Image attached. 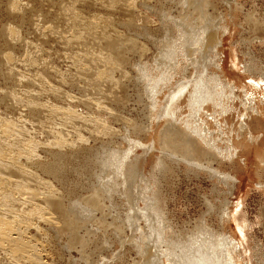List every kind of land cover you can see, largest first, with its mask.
<instances>
[{
	"label": "rangeland",
	"instance_id": "rangeland-1",
	"mask_svg": "<svg viewBox=\"0 0 264 264\" xmlns=\"http://www.w3.org/2000/svg\"><path fill=\"white\" fill-rule=\"evenodd\" d=\"M11 1L12 0L10 1L0 0V5L2 7V8L0 7L2 9L0 10V24H1L0 28L6 22H7L6 23L7 25L11 23V21L12 23L9 25H13L15 27L12 30L13 32L7 31L6 33L5 31L0 38L1 40L0 49L2 47V49L0 50L1 51L0 56L2 58V60L0 58V70H1L0 72H3V74L0 73V77H1L0 78V86H1V89H0V92H1L0 93V111H1L0 121L2 120L1 121L2 123L6 121L7 118L8 120L6 122L14 121L12 122V124L14 123L16 124V121H17L16 126L13 125L17 128L14 127L13 133L10 134L11 136H8L9 133L4 136H1L2 138H0L1 139L0 144H2L3 147H1L0 145V148L16 149L17 145L21 144L20 143L21 141L32 140L38 145V148L35 146V149H38V150H35L34 158L36 157L38 160H41V161L44 159L46 160L49 157L47 156V150L54 149V146H55V144H53L54 137H55V134L53 132L57 130H61V132L64 131L62 132V136L64 135V137L67 140L66 141L67 145H65L66 147L65 146L63 147L62 151L67 152L69 149L79 148L80 145L81 146L83 145L84 147L91 146L90 147L91 152L88 149L81 150L83 152V155L86 151L87 152L89 151V153H91L90 155L91 157H88L87 159L85 158V156L81 154H79V156L76 157L74 156L75 155L74 153H70L69 155H73V156H69L70 157L69 159L66 158V163L61 165L60 177H53L52 175L48 176L46 175V173H43L39 171V169L37 170L36 168H34L36 171L32 169L33 173H35L34 175L32 172L31 174L29 173L30 175L23 174V173L20 174V172L19 173L15 172L13 169L9 167H6L5 169H0V171H3L5 173L4 174L1 172L0 174H4L7 177H12L13 179L22 178V180L25 181V183L28 186L32 184L33 187L31 186V188H35L34 190L37 191V193L35 192V194L34 193L28 194L29 192H26V190L24 191L22 189L18 191L19 194L14 193L15 199L10 200L8 202L6 200V202L8 203L7 205L9 206V208L7 207V211H6L8 215L5 213L2 215L6 216L5 217L6 221H10V219L12 221L14 219L12 218L13 215H15V213L19 214L18 217L19 218L21 217L22 219L17 218L18 223H16L14 230H16V228H20V229H17L19 230V232L21 230H24L25 235L24 234L23 235L25 239L30 237L28 241L30 242L33 241V243L37 245V249L39 250L38 251L36 249V251H33V253H35V255L37 256H36V259L34 258L32 259L31 257L28 256L27 252L25 253V252L19 251L16 253L17 254L16 256L15 254H13V251L9 247H7V245H5L6 247L4 245H3L4 247L0 246V264H3V263L4 264H8V263L9 264H162V263L163 264H184L183 259L185 257H188L190 253L193 254V255L192 254L189 255L192 258L197 257L198 254L205 255V256L207 255L206 257H208L209 260L214 259L212 260V262L209 261V263L211 264L213 263L223 264L224 257L229 260L227 261L230 264H264V163H263L264 162V0H143L144 2L146 1L145 3H143L142 0L140 1L136 0V2L135 0L134 1L128 0L130 3L131 1L132 3L134 2L133 4H136V5H133L132 3L130 4L127 0H125V2L123 0H117V1H120L118 2V4L116 0H111V1L108 0L109 2L107 0L106 2L105 0L103 1L102 0L101 1L100 0L99 1L98 0H85V1L82 0L81 1L82 3H80V1H77V0L75 2L74 0H66V1L61 0L62 3L61 1L58 2V0L56 1L55 0L54 1L52 0H28L29 2L27 0H21L20 4L22 3L23 4L19 6L22 8L21 9L17 8V9L19 10V14L21 16L23 15V18H24L23 20L18 17L17 18H13L11 16L8 17L4 7H5L6 2L10 3ZM83 1L85 3H83ZM113 1H116V2H113ZM66 2L67 4H65ZM89 2L92 7L91 9L92 11L89 9L90 8ZM101 2H103V4ZM41 3H43L44 7L42 6ZM68 3H70V6L68 5ZM100 3H101V6L103 7L100 6ZM122 3L124 7L120 5ZM30 4L32 5L34 4V6ZM58 4L62 5V7L64 5L65 6L62 9V7ZM106 4L107 6H105ZM137 4H139L138 5L139 8L137 7ZM38 5L39 6L41 5L42 11L40 10V7H38ZM79 5L81 6L83 5V7ZM116 5L117 6L119 5V6L116 7ZM132 5L135 7H133ZM120 6H122L121 9H120ZM27 7H28V13L30 11L29 14L27 13ZM70 7L72 9H70ZM126 7H128L127 8L128 10L130 9L128 12H127ZM35 8L37 10H35ZM58 8L59 9L61 8V9L59 10ZM97 9L98 11H95ZM122 9L124 10L121 11ZM20 10L23 12H21ZM32 10L34 11V13L32 12ZM76 10L81 12L80 15H78L79 13ZM131 11L132 13H130ZM49 12H50V15H49ZM107 12H108V15H107ZM63 13L65 15L67 14L68 17L63 15ZM143 13H145L146 15ZM44 14H45V17H44ZM85 14L87 18L85 17ZM102 14L103 15L105 14V16L107 15L106 18L108 19L109 17V19L107 20L105 16H103ZM117 14H120V15L122 14V15L121 16L119 15L118 17ZM56 15L58 17L60 16L62 17L58 18ZM96 15L99 18L96 17ZM27 16L29 19L26 18ZM101 16L103 17L100 18ZM32 17H34L35 19L34 18L32 19ZM144 17H145L146 22L144 21ZM12 18L14 21L11 20ZM42 18H43V21H42ZM97 18L102 19L103 21L105 20L106 22L110 20L111 23L108 22L109 24L108 25L105 22L106 23L105 24L102 20H100L102 21L100 22ZM114 18L118 19L120 22L118 20L117 22L116 19ZM25 19H27L28 21H26ZM89 19L90 20L94 19V22L92 24L96 23L94 24L95 27L94 25L90 24L91 21L93 20L90 21ZM95 19H97L96 22H95ZM127 19L128 21L130 20L129 22L131 23L130 24L126 23L125 25L124 22H128ZM135 19L136 20L139 19V20L136 21ZM1 20H2V23H1ZM50 20H53V22L55 20L56 21L53 23ZM75 21H78V22H75ZM39 22L41 25H39ZM47 22L50 23V25L53 23L52 25H54V27L52 25L50 26ZM19 23H21L23 26L20 25ZM35 23L36 25H38L37 27ZM139 24H141V26ZM143 24H146V26L144 25L143 27ZM84 25L86 28L84 27ZM222 25H225V27H223ZM25 26L28 28H26ZM96 26H99V27H96ZM126 26H128L127 28L129 30L126 28ZM46 27L47 28L49 27L51 29L48 28L49 29L48 30ZM52 27L55 29V31L53 30ZM103 27L104 28L106 27V28L104 29ZM205 27H207V29H205ZM189 29H191V31H189ZM19 30L21 31V33H19L20 32ZM60 30L63 33L60 32ZM80 30L82 33L80 32ZM91 30H93V32ZM106 30H108L107 33H106ZM118 30L122 32L118 34L119 32ZM214 30L215 32L217 30V35L215 39L213 38L214 41L211 42L210 37L212 38ZM22 31H24V33H22ZM89 31H91L90 33H95V35L98 37H96V39H92V37L90 36V33H88ZM47 32L49 34H47ZM70 32H71V35H70ZM14 33L15 35L17 34L16 36L18 37L14 36ZM78 33H81V35L84 34L83 35L84 37L83 36L80 37V38L83 37L84 39L82 38V40H80V38H78ZM85 33H88V34H86L85 36ZM105 33L110 36H106ZM68 34L69 36H67ZM38 35H39V41L43 39L40 42L38 41ZM64 35L67 36L68 38L65 37ZM114 35H117V36H114ZM27 36L29 37L27 38ZM8 37L10 38L8 39ZM107 37L120 38L119 46L122 48V49L121 48L118 49V51L121 52L119 53L120 56L118 54V58L120 60L116 61L115 59V61H113V65H111L109 77L111 76L113 79H111V77L108 78L107 76H105V78H107L108 81L105 78L104 80L98 79L96 75L94 74L96 71L101 70L102 68L107 66V63H104V61L95 63V62H89L88 60H86V62L82 61L81 63H79V61L77 60L80 54L84 55V52H85L84 48L89 49L88 53L95 51L96 53L94 52L93 53L99 55L100 53L98 52H101L100 56L102 55L105 56L106 50L103 49V47H105L104 46L105 40H106L105 38ZM2 38H4L3 40L5 42L2 40ZM26 38L28 40H26ZM89 38L91 40H88ZM99 38L104 41L99 40ZM46 39L48 40L49 45L51 44L50 45L51 47L48 45V43H46L47 42ZM53 39L55 40L53 41ZM13 40H14V45H13ZM30 40L32 43L30 42ZM35 40L38 41V44L37 42H35ZM8 42L10 43V46ZM18 42H20V44ZM24 42L26 43L25 45H24ZM41 42H43V44ZM82 42H85V43H82ZM40 43L42 44V47ZM56 43L57 44L59 43L61 45L57 46ZM140 44H143V45H140ZM8 46H9V49L7 50ZM26 46L28 47V50L26 49ZM98 47L100 48L98 49ZM42 48L44 51L42 50ZM55 48H56V51H55ZM61 48H63L64 50H62ZM35 49H36L37 54L32 51V50L35 51ZM37 49L39 50V52L37 51ZM102 49L105 52L102 51ZM165 49H167V53L169 54L171 52L170 50H174L175 58L177 59V61H179V69H173V68L169 69V73L171 74V81H167V82H171V87L168 88V86H166L167 88H164L161 94H159V97H160L159 105L165 102L166 93L168 91H171L172 87H175L176 84L180 82L189 81L190 79L196 78L198 76L205 77V71H207V75H210L211 72H216L220 75L221 81L222 80L228 81L229 84L236 85V87H233L232 89L233 93H231V95L227 93V97L225 99L227 106L223 112H221L220 114L214 113L213 114L214 118H212L211 115H208L211 112V109H210L211 106L208 109L210 111L202 109L200 112V114L202 115V118L207 120L210 123L209 124L210 127L208 128L205 134L206 135H209V133L213 134V138H214L213 142L215 145L224 148L225 145L228 144V142L226 141V138L232 137L233 142L235 143L236 148H237V155L236 157H233L232 161H229L228 159H226V157H223L224 150H221L220 154H217L216 156L202 154L201 156H197L198 160H191L187 162L186 160L179 159V157L177 156L162 155V150L160 149L158 142H155V148L147 147L148 145L150 146L151 139H152L147 134V132L151 133L152 136H154V138L157 139L158 131L162 129L163 125L166 123L164 120L165 115H159L157 112L158 111L157 109L154 113V116L149 115V110L151 109V107L146 104L147 95L145 93L146 91L144 90L143 86H144L145 80H147L148 78L152 80L155 78H159L160 76L164 75V73H166V72L162 73L163 67H161V63H167V61H165V59H161V55H159L161 51H165ZM25 50L28 54L25 52ZM57 50L61 54V56H59L60 54L57 52ZM12 51L13 53L11 54L10 52ZM65 53L67 56L65 55ZM6 54L10 58L5 57ZM16 54L18 58H16L15 56ZM20 54L22 57H20ZM24 54L27 55L29 59L26 56H24ZM42 54H44V56ZM56 54H57V57H56ZM3 55L4 57H2ZM29 55H31V57ZM23 56L26 59H24ZM58 56L60 58H58ZM76 56H77V59H76ZM12 57H14V59H17L18 62L17 60L16 61L13 60ZM120 57H122L123 59ZM179 57H183V59H185V62L181 63L183 59H179ZM21 58L23 59L22 61H21ZM49 58H52V59H49ZM6 59H9V60L7 61ZM10 59L12 60L10 62V65L11 63H13V65L11 66L9 65ZM54 59L57 61H54ZM123 60H124V63H123ZM23 61L25 62L23 63ZM74 61L76 64L72 63ZM118 61H121V62H118ZM30 62L32 64H29ZM37 62H38L37 65L39 66L36 65ZM44 62H46L47 64L45 65ZM57 62L59 63V65L56 64ZM1 63L3 64V66ZM41 63L43 65H41ZM137 63L144 64L146 71L147 69H149V67H153V65H155V67H153V69L149 71L148 77L144 76L141 78L140 76H142L141 75L142 72L136 71L138 70L137 68H140L137 65ZM6 65L7 66L9 65V66L7 67ZM14 65H16L17 67ZM31 65H33V67ZM34 65H36L37 67ZM122 65H124V67ZM80 66L82 69H80ZM88 66L90 67L89 70L86 69L88 68ZM38 67H41V68H38ZM53 67L55 68L53 69ZM69 67H70V70H69ZM9 69L11 71H9ZM24 69L27 71H25ZM65 70H68V71H65ZM19 71L25 74H22ZM125 71L126 73H124ZM135 72H139V73L137 74ZM12 73H14V75ZM56 73L59 75H56ZM30 74L34 75L33 77L35 78H31L32 75ZM45 74L47 76L48 75L50 76L51 74L50 76L51 80L47 79L49 77L45 76ZM73 74L75 75L79 74V76L76 78H80V80L82 79L84 81L82 82L79 80L80 83H78L79 82L78 81L76 82L77 84L75 83L73 85L71 81H67V78L68 77L71 78ZM2 75H4V77H2ZM26 75L28 77H25ZM135 75H137L139 79L135 78L136 77ZM7 76H8V79H6ZM56 76L58 77L55 78ZM29 77L31 80L29 79ZM61 77L62 78L65 77V78L61 79ZM118 77L119 79H117ZM37 78H39L38 79L39 82L35 80ZM70 78H68V80ZM91 78H92V81L89 80ZM22 79L25 81L27 80L26 83L25 81L20 82V80ZM136 79L138 80L136 81ZM251 79L257 81L258 84L254 85L253 83H251L250 82L252 81ZM3 80L5 84L3 83ZM53 81L55 82L53 83ZM59 81H60V84H59ZM66 81H67L68 86L66 85ZM99 81L100 82L103 81V82L100 83ZM142 81L144 83H142ZM34 82H35V86H37L35 89L33 88L35 87ZM56 82L58 84H55ZM94 82L96 83L95 84L96 86L94 84H90ZM119 82L122 84L125 83V87L123 90H122V87L119 86V84L117 85L115 84ZM7 83L8 84L10 83V84L8 85ZM19 83L21 84V86L19 85ZM22 83H24V85ZM3 84L5 85L6 88L8 87L7 88L8 92L6 91V88L4 87ZM13 84L14 86L15 85H18V86L13 87L12 86ZM25 84L26 85L31 84V85L25 86ZM32 84H33V87H32ZM78 84L79 86H77ZM110 84L112 86H110ZM249 84H251V86H249ZM82 85L84 86V88L82 87ZM243 85L248 87L247 89H250L251 93L254 91L253 95L255 96L253 97V99H251V101H249L248 103L246 102V104H243V98H246V97L250 98L252 95L247 94V93L246 95H244V93L242 92V88H241V86ZM2 86L4 87V89ZM10 86H11V89H9ZM30 86L32 87V91H31ZM255 86H259V88ZM39 87H42V88H39ZM52 87L53 88L58 87V88L54 90ZM70 87L72 89H68ZM43 88L44 90H42ZM47 88L48 89L51 88V89L48 90ZM106 88L108 91L106 90ZM74 89L75 90L77 89L78 92L75 91ZM50 90L54 94L51 93ZM89 90H90V94H89ZM98 90L100 91V93ZM109 90H114L115 93L119 92L118 94L121 97H120L119 102H117L118 105L117 103H114L113 105V102H115V100L112 101L110 99V96H108ZM82 91L83 93L81 94ZM2 92L4 95H2ZM15 92L17 94L7 95L8 93H15ZM19 92L21 93L18 94ZM35 93H38L39 95ZM87 93L88 95L86 96ZM25 94L27 96H25ZM31 94L34 98L32 99V101H34L33 103L36 104V105H33V108H35L36 110H33L31 107H29L27 103H25V101L23 103V100H24L23 98L25 97L30 98ZM33 94L35 95V97ZM71 94H73V96ZM91 94L93 96H91ZM47 95L48 96L51 95L50 96L51 99H49L50 97H48ZM145 95L146 97H144ZM3 96L6 100L3 99ZM12 96L13 98L9 100L10 97ZM16 96L17 97L22 96L23 98L18 97L19 98L18 99ZM96 96L97 98H95ZM37 97H39V100ZM74 97L75 99H73ZM107 97H108L107 102L109 103H107L105 100L107 99ZM40 98H42L43 100ZM52 98H54V100ZM56 98L61 99L62 102L61 100L58 99L59 101L58 103V101H56L57 100ZM45 99L47 102L45 101ZM2 100H4V102ZM7 100L9 102H7ZM14 101H17V102H14ZM54 101H56V103ZM36 102H38V105ZM48 102L49 103L52 102L51 104H53V107ZM3 103H7V104L5 105ZM73 103L75 105H73ZM183 103H186V100H184ZM183 103L181 105H183ZM24 104L27 105V107L24 106ZM13 105L16 106V108ZM44 105L47 107L42 108V106ZM55 105L58 106L59 108H57ZM87 105L89 106V109H86L88 108ZM96 106H97V109H96ZM6 107L8 109H5ZM40 107L44 109V111ZM61 107L62 108L64 107V108L62 109ZM83 107L85 110L83 109ZM101 107H103L104 109L103 108L101 109ZM17 108H19V110ZM25 108H27L26 111H25ZM50 108L53 110L48 112V109L50 110ZM56 108L57 110L54 112ZM215 108L219 109L218 106ZM66 109L73 110L74 115L78 113L79 116L77 115L75 117L74 115L72 116V115L67 114L65 112ZM90 109L91 111H87ZM114 109H116L119 113ZM61 110L63 112H61ZM102 110H103V113L102 112L99 113V111H102ZM183 110L184 111L181 116L182 118H184L187 115L188 109L187 107H184ZM8 111L10 112L9 116L7 115L9 113ZM104 112L106 113L104 114ZM50 113L54 115H51ZM65 113L67 115H65ZM107 113L109 115H107ZM21 114H23V117ZM112 115H115V117L113 116L114 118H112L111 117ZM57 116H59L60 119L62 117V120L58 121L59 117ZM116 116H117L118 122H117ZM37 117H38V120L36 119ZM64 117H65V120H64ZM122 117L123 119H121ZM19 118L20 119L22 118L21 121ZM31 118L33 120L29 121L31 120ZM43 118H45L46 120H44ZM76 118L77 119L80 118V120L78 119V121H76L77 120ZM67 119L70 120L68 121V124L69 122H72L71 123L72 126H70L71 124L69 125L67 124L66 122ZM72 120L77 122V124L73 122ZM98 120L99 122H97ZM244 120L247 121L248 127L254 136L252 141L249 139L247 133H244V135L240 134V126H242V123ZM37 121H38V124H37ZM136 121H144L146 123V126H145L146 128L144 129V131L142 130L137 133L133 132L132 130L133 123ZM90 122L92 123V125ZM115 122H117L118 126L117 124H114ZM122 122L124 125H122ZM62 123L63 124L66 123V124L62 126ZM19 124L20 126L18 127L17 125ZM28 124L30 125L32 124V125L30 126ZM103 124H104V127H103ZM128 124L130 128H128L129 127L127 126ZM200 126L206 127L205 124H200ZM38 127H39V130H38ZM46 127L47 129H45ZM53 127H55V129ZM62 127L63 129H61ZM109 127L113 128V130L109 129ZM18 128L21 129L19 130L20 132L23 130L22 131L23 133L21 132L22 134L19 131H18L19 133L15 132L18 130ZM23 128H25L26 130H24ZM35 128L37 131L35 130ZM49 128L50 129L52 128L54 131L50 130ZM97 130H99V132H97ZM51 131H53L52 132L53 134L51 133ZM65 132L66 134H64ZM88 132H90L91 134ZM94 132L96 133L95 135H94ZM155 132L157 133L155 134ZM25 133L27 134L29 133V135ZM73 133L74 135H72ZM76 133L78 134L79 137L77 136ZM237 133L239 134L237 135ZM70 134L72 135V137ZM12 135L15 136L14 139L15 138L16 139L9 141V138L10 139L13 138ZM82 135L85 139L82 138ZM102 135H104V137H102ZM5 136L6 137L8 136V137L6 138ZM19 136H21L22 138ZM67 137H69L68 139L71 138L70 139L71 141L68 140ZM110 137H113V138L110 139ZM76 138H78V141L80 140L81 142L80 141L75 142ZM83 139L84 141L82 142ZM136 139H139L144 144L143 145L136 144L135 148L133 147L134 148L133 151H130L131 154L130 153L128 154L127 160L121 159L123 156L121 154L118 155L116 153V155H114L113 157L114 161H112L113 163L115 162L114 164H117L118 160L121 159L123 160V162L126 161L125 163L127 165L126 164L124 165H126V167L128 168V166L132 165L135 162L132 166H130L125 171L123 177L119 175L118 173L116 174L117 175L116 176L115 170H114L115 166L113 165L112 162L108 160L109 150L111 149L114 152L117 151L119 153H123L124 149L125 148L127 149L133 141L134 143H136L135 142ZM145 141H147L148 143H146ZM42 142L43 143L45 142L44 144L46 145L44 146ZM102 142L104 144H102ZM68 144L70 145V147L68 146ZM73 145H75V147H73ZM100 146L102 147L101 148L102 151L101 149H99ZM56 147L57 146H55V149H57ZM114 148H116V150H114ZM39 149L41 151L42 150L44 151L41 152L39 151ZM104 150H107V151L104 152ZM96 152L98 153L96 154ZM146 152H147V155H146ZM105 154H108V155L106 156ZM103 156H105L104 157L105 159L103 158ZM211 156L213 159L210 158ZM160 157L162 159L164 158L171 165L172 168L169 167L170 169L167 168L166 170L162 169L161 171H159V166L157 165V162H159L158 158ZM24 159L26 158L20 157V160L22 162H26V160ZM219 159L222 160L221 163H218ZM217 164H218L217 169H219L220 171L230 172L231 175H233L235 179L228 178L225 176L224 173L215 171L214 166H216ZM10 170L14 172L12 171L10 172ZM12 173L13 174L15 173L14 175L16 176V178L13 177ZM46 176L47 178H45ZM154 178H155V181H154ZM36 180L39 182H37ZM148 180H150V183L148 182ZM229 182H231L232 185H230ZM152 183H155V184H152ZM50 185L52 186L53 191H52V188L49 187ZM149 185H151V187ZM5 187L7 189L8 188L11 189V192H14L16 188V187L11 188L12 185L9 186L8 184ZM55 188H57V190ZM42 191H45V192H42ZM23 192L26 194L23 195L24 194ZM48 194H51L50 196L52 197L53 195L54 196L61 195V197H63L64 205L68 209L71 210L70 215L72 216L77 215L75 225L73 226L65 225V227L63 228V231L59 232L57 228H58V225L61 224L60 221H58L57 219H54V221L51 223L48 221V219L47 220L44 219L46 216H48L47 212H50L51 216L55 215V213H53L54 211H52L53 209H51L48 203L44 202L43 200V197L49 196ZM19 196L23 198V201L22 199L20 200ZM29 202L30 203L32 202V203L30 204ZM13 203L16 205H14ZM19 203L23 204V207ZM42 203L44 204L42 205ZM35 204L36 205L38 204V206H40L39 209L36 208V210H34L36 212L35 213L36 215L35 214L31 215L30 219L28 218L25 222V219L22 217V210L26 209V207L27 209H31V208L34 209L36 207L34 206ZM150 204H152L153 206ZM146 205L148 207L151 206L149 208L150 210H148V207L146 208ZM1 206H0V209L3 210ZM21 207H22V210H20ZM151 208L154 210L152 211ZM8 209H10L11 211ZM39 210L42 211L44 214L46 213L45 216L44 214L43 215L40 214V216H44V217L38 218L39 213H41ZM37 211H38V215H37ZM34 215L37 216V218ZM34 217L35 219H33ZM39 219L41 220V222ZM48 223L50 226H48ZM56 223L58 224L57 227H56ZM64 223H67V222H64ZM25 224L26 225L28 224L29 226H26ZM33 224H35V226ZM34 228L36 229V231ZM38 228L40 229V231L38 230ZM14 230L12 232V235H15ZM32 230H33V233H32ZM51 231L53 232L52 234H51ZM56 231L58 232L56 233ZM42 232L44 234H42ZM27 235L28 237H26ZM37 238L38 240H34ZM38 241H41L42 244H40V242L39 244H37ZM41 250L43 253L41 252ZM43 250L46 251L47 253H45ZM6 253H7V256H6ZM26 255L28 256V258ZM230 255L233 256L234 261L232 259H229ZM40 256H41V259H40ZM7 257L8 258L10 257L9 258L10 260ZM16 257H18L19 263L16 261L17 260ZM42 257H44L45 260ZM24 260L25 262H22ZM36 260H38L39 263L35 262ZM31 261L34 263H31ZM45 261L46 263H44Z\"/></svg>",
	"mask_w": 264,
	"mask_h": 264
},
{
	"label": "bare ground",
	"instance_id": "bare-ground-1",
	"mask_svg": "<svg viewBox=\"0 0 264 264\" xmlns=\"http://www.w3.org/2000/svg\"><path fill=\"white\" fill-rule=\"evenodd\" d=\"M5 1V0H4ZM10 1V0H9ZM28 1V0H27ZM52 1H54V0H52ZM56 1V0H55ZM61 0H58V2H60ZM66 1V0H65ZM76 0H74V2H75ZM77 1H80V3H82L81 1L82 0H77ZM85 1V0H84ZM83 1V3H85ZM99 1V0H98ZM101 1V0H100ZM103 1V0H102ZM108 1V0H107ZM111 1V0H110ZM117 1V0H116ZM116 1H113V2H116ZM124 2H125V0H123ZM128 1V0H127ZM132 1H134V0H132ZM132 1H131V3H132ZM140 1V0H139ZM23 2V1H22ZM29 2V1H28ZM37 2V1H36ZM50 2V1H49ZM71 2V1H70ZM74 2H72V3H74ZM92 2H94V1H92ZM96 2V1H95ZM105 2H106V0H105ZM109 2V1H108ZM107 2V3H108ZM113 2H112V4H113ZM118 2H120V1H117V4H118ZM123 2V3H124ZM129 2V1H128ZM135 2H136V0H135ZM138 2V1H137ZM142 2L143 3H145L143 0H142ZM3 3V2H2ZM21 3V0H12L10 3L9 2H6L5 3V7H4V9H5V11H6V13H7V15H8V17H13V18H20V19H24L23 18V15L21 16L20 14H19V10L17 9V8H19V9H21L22 7H20L22 4H20ZM32 3V2H31ZM55 3V2H54ZM57 3V2H56ZM61 3H62V1H61ZM71 3V4H72ZM79 3V2H78ZM87 3H88V1H87ZM98 3V2H97ZM102 4H103V2H101ZM101 3H100V6H101ZM111 3V2H110ZM123 3L122 4H120V5H122L123 6ZM130 3V2H129ZM130 3V4H131ZM134 3V2H133ZM132 3V4H133ZM142 3V4H143ZM28 4V3H27ZM42 4V6H43V3H41ZM51 4H53V3H51ZM64 4V3H63ZM65 4H67V2L65 3ZM125 4V3H124ZM20 5V6H19ZM30 5H32V4H30ZM50 5V4H49ZM48 5V6H49ZM55 5V4H54ZM58 5H60V4H58ZM68 5L70 6V3H68ZM84 5V4H83ZM83 5L81 6V5H79V6H81V7H83ZM88 5V4H87ZM89 5H90V2H89ZM88 5V6H89ZM95 5V4H94ZM127 5V4H126ZM133 5H136V4H133ZM132 5V6H133ZM139 4H137V7L139 8V6H138ZM144 5V4H143ZM23 6H25V5H23ZM32 6H34V4L32 5ZM51 6V5H50ZM56 6V5H55ZM61 7H62V5H60ZM65 6V5H64ZM64 6L62 7V9L64 8ZM69 6H67V7H69ZM78 6V5H77ZM93 6V5H92ZM99 6V5H98ZM105 6H107V4L105 5ZM114 6V5H113ZM119 6V5H118ZM117 5H116V7H118ZM122 6H120V9L122 8ZM131 6V5H130ZM130 6H129V8H130ZM141 6V5H140ZM0 7H1V5H0ZM28 7H29V5H28ZM28 7H27V13H28ZM38 7H40V10L42 11V9H41V5L39 6L38 5ZM44 7V6H43ZM54 7V6H53ZM57 7V6H56ZM55 7V8H56ZM85 7V6H84ZM94 7V6H93ZM101 7H103V6H101ZM110 7V6H109ZM108 7V8H109ZM115 7V8H116ZM124 7V6H123ZM133 7H135V6H133ZM2 8V7H1ZM0 8V10H2ZM32 8V7H31ZM52 8V7H51ZM86 8V7H85ZM89 8V7H88ZM105 8H107V7H105ZM104 8V9H105ZM113 8V7H112ZM111 8V9H112ZM128 7H126V9H127ZM3 9V10H4ZM23 9H24V7H23ZM59 9V8H58ZM61 9V8H60ZM59 9V10H60ZM66 9V8H65ZM64 9V10H65ZM70 9H72L71 7H70ZM76 9V8H75ZM74 9V10H75ZM90 10L92 9V7H91V5H90V8H89ZM25 10H26V8H25ZM24 10V11H25ZM31 10V9H30ZM35 10H37L36 8H35ZM46 10V9H45ZM53 10V9H52ZM55 10V9H54ZM63 10V11H64ZM67 10V9H66ZM80 10H82V9H80ZM86 10V9H85ZM88 10V9H87ZM103 10V9H102ZM117 10V9H116ZM124 9H122L121 11H123ZM130 10V9H129ZM128 9H127V12L129 11ZM138 10V9H137ZM4 11V12H5ZM21 11V10H20ZM44 11V10H43ZM47 11V10H46ZM72 11V10H71ZM77 11V10H76ZM83 11H84V9H83ZM92 11V10H91ZM95 11H98V9L97 10H95ZM110 11V10H109ZM115 11V10H114ZM113 11V12H114ZM126 11V10H125ZM133 11V10H132ZM132 11L130 12V13H132ZM21 12H23V11H21ZM32 12L34 13V11L32 10ZM31 12V13H32ZM48 12V11H47ZM62 12V11H61ZM74 12V11H73ZM79 14L78 15H80V11H77ZM88 12V11H87ZM119 12V11H118ZM117 12V13H118ZM137 12V11H136ZM29 13H30V11H29ZM28 13V14H29ZM42 13V12H41ZM57 13V12H56ZM55 13V14H56ZM59 13V12H58ZM76 13V12H75ZM83 13V12H82ZM92 13V12H91ZM90 13V14H91ZM94 13V12H93ZM102 13V12H101ZM115 13V12H114ZM134 13V12H133ZM25 14V13H24ZM48 14V13H47ZM46 14V15H47ZM54 14V13H53ZM84 14V13H83ZM87 14V13H86ZM86 14H85V17H86ZM97 14V13H96ZM112 14V13H111ZM140 14H141V12H140ZM143 14H145V13H143ZM6 15V16H7ZM43 15V14H42ZM49 15H50V12H49ZM58 15V14H57ZM56 15V16H57ZM62 15V14H61ZM63 15H65L64 13H63ZM62 15V16H63ZM70 15V14H69ZM77 15V14H76ZM89 15V14H88ZM87 15V16H88ZM92 15V14H91ZM98 15V14H97ZM96 15V17H98ZM101 15V14H100ZM103 15V14H102ZM107 15H108V12H107ZM106 15V16H107ZM118 15V17H119V15L120 14H117ZM122 15V14H121ZM120 15V16H121ZM131 15V14H130ZM139 15V14H138ZM146 15V14H145ZM62 16H60V17H62ZM65 16H67L68 17V15L66 14ZM103 16H105V14L103 15ZM103 16H101L100 18H102ZM106 16H105V18H106ZM110 16V15H109ZM132 16V15H131ZM136 16H137V14H136ZM43 17V16H42ZM44 17H45V14H44ZM55 17V16H54ZM58 17V16H57ZM60 17H58V18H60ZM66 17V18H67ZM73 17V16H72ZM76 17H78V16H76ZM83 17V16H82ZM84 17V18H85ZM90 17V16H89ZM93 17H95V16H93ZM114 17V16H113ZM117 17V16H116ZM127 17V16H126ZM139 17V16H138ZM147 17V16H146ZM13 18L11 19V20H13ZM26 18H28V16L26 17ZM30 18H31V16H30ZM34 17H32V19H33ZM47 18V17H46ZM51 18V17H50ZM53 18V17H52ZM56 18V17H55ZM54 18V19H55ZM70 18V17H69ZM68 18V19H69ZM79 18H81V17H79ZM87 18V17H86ZM99 18V17H98ZM97 18V19H98ZM105 18H103V19H105ZM111 18V17H110ZM129 18V17H128ZM133 18V17H132ZM141 18V17H140ZM139 18V19H140ZM19 19V20H20ZM29 19V18H28ZM35 19V18H34ZM45 19V18H44ZM62 19V18H61ZM60 19V20H61ZM72 19H74V18H72ZM97 19H95V22H96V20ZM107 19V18H106ZM108 19H109V17H108ZM107 19V20H108ZM114 19H116V18H114ZM120 19V18H119ZM139 19H137V20H139ZM4 20V19H3ZM8 20V19H7ZM7 20H5V21H7ZM26 21H28L27 19H25ZM36 20H38V19H36ZM39 20H40V18H39ZM71 20V19H70ZM76 20V19H75ZM90 20V19H89ZM91 20H93V21H91ZM90 21H91V23L90 24H92L93 22H94V19H91ZM99 21L100 20H102V19H98ZM118 19H116V21H117ZM124 20V19H123ZM134 20V19H133ZM136 20V19H135ZM136 20V21H137ZM4 21V22H5ZM14 21V20H13ZM33 21V20H32ZM35 21V20H34ZM42 21H43V18H42ZM48 21V20H47ZM50 21H52L53 22V20H50ZM56 21V20H55ZM54 21V22H55ZM58 21H59V19H58ZM62 21V20H61ZM67 21V20H66ZM98 21V22H99ZM103 21V20H102ZM102 21H100V22H102ZM119 21V20H118ZM117 21V22H118ZM127 21H128V19H127ZM130 21V20H129ZM124 22L125 23V25H126V23L128 24H130L131 22ZM132 21V20H131ZM141 21H143V20H141ZM144 21L146 22V20H145V17H144ZM9 22V21H8ZM19 22V21H18ZM36 22H38V21H36ZM46 22V21H45ZM49 22V21H48ZM47 22V23H48ZM53 22V23H54ZM63 22V21H62ZM72 22V21H71ZM75 22H78V21H75ZM74 22V23H75ZM82 22V21H81ZM88 22V21H87ZM99 22V23H100ZM104 23L106 22L105 20L103 21ZM108 22H110V20L109 21H107L106 23L108 24ZM120 22V21H119ZM133 22V21H132ZM1 23H2V20H1ZM7 23V22H6ZM6 23L3 25V26H1V28H0V38H1V36L3 35V33L6 31V33H7V31H11V32H13L12 30L15 28L13 25H9V24H11L12 23V21H11V23H9V24H7L6 25ZM43 23V22H42ZM52 23V24H53ZM70 23V22H69ZM104 23H102V24H104ZM105 23V24H106ZM111 23V22H110ZM20 25H22L21 23H19ZM46 24V23H45ZM49 25H50V23H48ZM51 24V25H52ZM58 24H59V22H58ZM61 24V23H60ZM67 24V23H66ZM77 24V23H76ZM79 24V23H78ZM82 24V23H81ZM84 24V23H83ZM89 24V23H88ZM89 24V25H90ZM94 24H96V23H94ZM94 24H92V25H94ZM116 24V23H115ZM114 24V25H115ZM122 24V23H121ZM120 24V25H121ZM135 24V23H134ZM1 25V24H0ZM19 25V26H20ZM35 25H36V23H35ZM39 25H41L40 24V22H39ZM47 25V24H46ZM50 25V26H51ZM63 25V24H62ZM68 25V24H67ZM109 25V24H108ZM119 25V26H120ZM125 25H124V27H125ZM137 25V24H136ZM140 26H141V24H139ZM144 25L146 26V24H143V27H144ZM23 26V25H22ZM21 26V27H22ZM38 25H36V27H37ZM53 27H54V25H52ZM91 26V25H90ZM100 26V25H99ZM99 26H96V27H99ZM105 26V25H104ZM117 26V25H116ZM129 26V25H128ZM128 26H126V28L128 27ZM223 27H225V25H222ZM18 27V26H17ZM26 27V26H25ZM25 27H23V28H25ZM52 27V28H53ZM78 27H80V26H78ZM81 27H83V26H81ZM84 27H85V25H84ZM94 27H95V25H94ZM112 27V26H111ZM123 27V26H122ZM135 27V26H134ZM139 27V26H138ZM142 27V28H143ZM20 28V27H19ZM26 28H28V27H26ZM47 28V27H46ZM49 28V27H48ZM47 28V29H48ZM55 28H56V26H55ZM86 28V27H85ZM91 28H93V27H91ZM104 28V27H103ZM106 28V27H105ZM104 28V29H105ZM136 28V27H135ZM140 28V27H139ZM31 29H32V27H31ZM44 29V28H43ZM49 29H51V28H49ZM48 29V30H49ZM88 29V28H87ZM99 29V28H98ZM101 29V28H100ZM108 29V28H107ZM128 29V28H127ZM205 29H207V27H205ZM27 30V29H26ZM45 30V29H44ZM53 30L55 31V29L53 28ZM71 30V29H70ZM79 30V29H78ZM129 30V29H128ZM133 30V29H132ZM16 31V30H15ZM20 31V30H19ZM35 31V30H34ZM33 31V32H34ZM51 31V30H50ZM58 31V30H57ZM84 31V30H83ZM86 31V30H85ZM92 32H93V30H91ZM91 31H89L88 33H90ZM98 31V30H97ZM102 31V30H101ZM107 31L108 30H106V33H107ZM119 31V30H118ZM189 31H191V29H189ZM17 32V31H16ZM15 32V33H16ZM27 32V31H26ZM36 32V31H35ZM60 32H62L61 30H60ZM67 32V31H66ZM80 32H81V30H80ZM96 32V31H95ZM99 32V31H98ZM111 32V31H110ZM117 32V31H116ZM120 32H122V31H119L118 32V34H120ZM15 33H14V36H16L15 35ZM19 33H21V31L19 32ZM22 33H24V31H22ZM28 33H29V31H28ZM28 33H27V35H28ZM52 33H53V31H52ZM63 33V32H62ZM82 33V32H81ZM81 33H78V38H80L81 36H83V35H81ZM84 33V32H83ZM88 33H85V36H86V34H88ZM101 33V32H100ZM105 33V34H106ZM114 33V32H113ZM12 34V33H11ZM46 34V33H45ZM47 34H49L48 32H47ZM54 34H55V32H54ZM57 34V33H56ZM76 34V33H75ZM98 34V33H97ZM103 34V33H102ZM111 34V33H110ZM116 34V33H115ZM9 35H10V33H9ZM13 35V34H12ZM19 35V34H18ZM31 35H33V34H31ZM59 35V34H58ZM63 35V34H62ZM70 35H71V32H70ZM216 35H217V30H216V32H215V30H214V32H213V35H212V38L210 37V41L211 42H213L214 41V39H215V37H216ZM55 36V35H54ZM65 36V35H64ZM67 36H69V34L67 35ZM67 36H65V37H67ZM90 36L92 37V39H96V37H98V36H96L95 35V33H90ZM106 36H110V35H107L106 34ZM112 36H113V34H112ZM114 36H117V35H114ZM121 36H123V35H121ZM12 37V36H11ZM16 37H18V36H16ZM24 37V36H23ZM26 37V36H25ZM29 36H27V38H28ZM61 37V36H60ZM84 37V36H83ZM82 37V38H83ZM88 37V36H87ZM90 37V38H91ZM99 37H100V35H99ZM105 37V36H104ZM119 37V36H118ZM10 37H8V39H9ZM14 38V37H13ZM12 38V39H13ZM26 38V40H28ZM31 38V37H30ZM33 38V37H32ZM41 38V37H40ZM59 38V37H58ZM68 38V37H67ZM72 38V37H71ZM82 38H80V40H82ZM86 38V37H85ZM88 39V40H91V39ZM214 38V39H213ZM4 38H2V40H3ZM34 39H35V37H34ZM61 39V38H60ZM65 39V38H64ZM84 39V38H83ZM101 39H102V37H101ZM100 38H99V40H101ZM106 40H105V47H103V49H105L106 50V53H105V56H100L101 55V52H98V53H100L99 55H97V54H94V53H96L95 51H93V52H90V53H88L89 52V49H86V48H84V50H85V52H84V55H82V54H80L79 55V57H78V59H77V56H76V59L79 61V63H81L82 61H85L86 62V60H88L89 62H95V63H97V62H103L104 61V63H107V66H105L104 68H102L101 70H98V71H96L94 74L96 75V77L98 78V79H103L104 80V78H105V76H107L108 78H110L109 77V75H110V70H111V65H113V61H115V59H116V61L117 60H120L119 58H118V54L119 53H121L120 51H118V49L119 48H121L120 46H119V39L120 38H112V37H107V38H105ZM43 40V39H42ZM42 40H40V41H42ZM47 40V39H46ZM50 40V39H49ZM55 39H53V41H54ZM86 40V39H85ZM1 41V40H0ZM4 41V40H3ZM33 41V40H32ZM38 41H39V35H38ZM38 41H36L35 40V42H37V44H38ZM39 41V42H40ZM51 41V40H50ZM72 41V40H71ZM101 41H104V40H101ZM130 41V40H129ZM5 42V41H4ZM9 42H11V41H9ZM8 42V44H9V46H10V43ZM20 42H22V41H20ZM20 42H18L19 44H20ZM29 42V41H28ZM30 42H31V40H30ZM61 42V41H60ZM69 42V41H68ZM98 42V41H97ZM100 42V41H99ZM32 43V42H31ZM42 44H43V42H41ZM40 43V44H41ZM44 43H45V41H44ZM46 43H48V40H47V42ZM52 43V42H51ZM82 43H85V42H82ZM86 43H87V41H86ZM5 44V43H4ZM7 44V43H6ZM7 44V45H8ZM19 44H17V45H19ZM22 44V43H21ZM26 43L24 42V45H25ZM28 44V43H27ZM36 44V43H35ZM42 44H41V47H42ZM53 44V43H52ZM77 44H78V42H77ZM100 44V43H99ZM120 44H121V42H120ZM3 45V44H2ZM11 45H12V43H11ZM13 45H14V40H13ZM33 45V44H32ZM46 45V44H45ZM44 45V46H45ZM48 45H49V43H48ZM51 45V44H50ZM49 45V46H50ZM56 45L57 46H59V45H61V44H57L56 43ZM66 45V44H65ZM81 45V44H80ZM140 45H143V44H140ZM5 46V45H4ZM9 46H8V48H7V50L9 49ZM19 46H21V45H19ZM29 46H30V44H29ZM38 46V45H37ZM57 46H56V48H57ZM68 46V45H67ZM87 46V45H86ZM89 46H90V44H89ZM93 46V45H92ZM101 46V45H100ZM16 47V46H15ZM32 47V46H31ZM51 47V46H50ZM55 47V46H54ZM53 47V48H54ZM82 47V46H81ZM94 47V46H93ZM20 48H22V47H20ZM20 48H19V50H20ZM44 48V47H43ZM43 48H42V50H43ZM47 48H48V46H47ZM56 48H55V51H56ZM67 48H69V47H67ZM73 48V47H72ZM100 47H98V49H99ZM1 49H2V47H1ZM0 49V50H1ZM16 49V48H15ZM14 49V50H15ZM23 49H24V47H23ZM22 49V50H23ZM26 49L28 50V47L26 46ZM29 49H31V48H29ZM38 49H40V48H38ZM37 49V51L39 52V50ZM62 50H64L63 48H61ZM60 49V50H61ZM71 49V48H70ZM79 49V48H78ZM102 49V51H104ZM122 49V48H121ZM124 49V48H123ZM141 49H143V48H141ZM4 50H6V49H4ZM49 50V49H48ZM51 50V49H50ZM66 50V49H65ZM68 50V49H67ZM80 50V49H79ZM93 50V49H92ZM11 51V50H10ZM33 52H35L36 53V49H35V51L34 50H32ZM44 51V50H43ZM55 51H54V53H55ZM73 51H75V50H73ZM171 52H170V54L169 53H167V49H165V51H161V53L159 54V55H161V59H165V61H167V63H161V67H163V71H162V73L163 72H166V73H164V75H162V76H160L159 78H155V79H147V80H145V83L142 81V83H144V90L146 91L145 93H146V95H147V102H146V104L147 105H149L150 107H151V109L149 110V115L150 116H154V113H155V111H156V109L158 110L157 112H158V114L159 115H165V123L166 124H164L163 125V128L162 129H160L159 131H158V133L157 132H155V134L157 133V139L156 138H154V136H152V134L151 133H149V132H147V134L152 138H150L151 139V144H150V146L148 145L147 147H151V148H155V142H158V145L160 146V149L162 150V155H173V156H177V157H179V159H182V160H186L187 162L188 161H191V160H198L197 158V156H201L202 154H205V155H212V156H216L217 154H220V152H221V150H224V154H223V157H226V159H228L229 161H232L233 160V157H236V155H237V148H236V145H235V143L233 142V139H232V137H227L226 138V141L228 142V144L227 145H225V147L224 148H222V147H220V146H217V145H215L214 144V142H213V140H214V138H213V134H211V133H209V135H206L205 133H206V131L208 130V128L210 127L209 126V122L207 121V120H205V119H203L202 118V115L200 114V112H201V110L202 109H205V110H207V111H210V110H208L209 109V107L211 106V112L208 114V115H211L212 116V118H214V116H213V114L214 113H217V114H220L221 112H223L224 110H225V108H226V106H227V103H226V97H227V93H229V95H231V93H233V87H236V85H233V84H229L228 83V81H221V79H220V75L218 74V73H216V72H211L210 73V75H207V71H205V77L204 76H198V77H196V78H193V79H190L189 81H185V82H180V83H178V84H176V86L175 87H172V90L171 91H168L167 93H166V95H165V102H163L162 104H160L159 105V94H161V92L163 91V89L164 88H167L166 86H168V88H170L171 87V82H167V81H171V74L169 73V69H171V68H173V69H179V61H177V59L175 58V52H174V50H170ZM1 52V51H0ZM18 52V51H17ZM16 52V53H17ZM23 52V51H22ZM25 52H26V50H25ZM47 52V51H46ZM57 52H58V50H57ZM56 52V53H57ZM67 52V51H66ZM78 52V51H77ZM105 52V51H104ZM3 53V52H2ZM7 53V52H6ZM11 54L13 53V51L12 52H10ZM27 53V52H26ZM48 53V52H47ZM50 53V52H49ZM59 53V52H58ZM64 53V52H63ZM123 53H125V52H123ZM8 54V53H7ZM5 55V57H7V58H10L8 55ZM28 54V53H27ZM30 54V53H29ZM37 54V53H36ZM45 54V53H44ZM44 54H42L43 56H44ZM53 54V53H52ZM60 54V53H59ZM1 55V54H0ZM22 55H23V53H22ZM33 55V54H32ZM54 55V54H53ZM65 55H66V53H65ZM72 55V54H71ZM76 55V54H75ZM12 56V55H11ZM14 56V55H13ZM16 56V58H18L17 57V54L15 55ZM14 56V57H15ZM24 56H26L27 57V55H25L24 54ZM23 56V57H24ZM30 57H31V55H29ZM34 56H35V54H34ZM46 56V55H45ZM59 56H61V54L59 55ZM58 56V58H60ZM67 56V55H66ZM119 56H120V54H119ZM2 57H4V55L2 56ZM14 57H12L13 58V60H17V59H14ZM20 57H22L21 56V54H20ZM56 57H57V54H56ZM55 57V58H56ZM0 58H1V56H0ZM11 58V59H12ZM28 58V57H27ZM34 58V57H33ZM32 58V59H33ZM46 58V57H45ZM62 58V57H61ZM69 58H71V57H69ZM72 58H74V57H72ZM120 58H122V57H120ZM124 58H125V56H124ZM4 59V58H3ZM10 59V61H9V65H10V62L12 61ZM24 59H26L25 57H24ZM29 59V58H28ZM36 59V58H35ZM49 59H52V58H49ZM64 59H66V58H64ZM75 59V60H76ZM123 59V58H122ZM122 59H121V61H122ZM179 59H183V57H179ZM1 60H2V58H1ZM7 61L9 60V59H6ZM23 59L21 58V61H22ZM46 60V59H45ZM62 60V59H61ZM38 61V60H37ZM47 61H49V60H47ZM54 61H57V60H55L54 59ZM64 61V60H63ZM63 61H61V62H63ZM70 61V60H69ZM121 61H118V62H121ZM3 62V61H2ZM6 62V61H5ZM14 62V61H13ZM17 62H18V60H17ZM25 61H23V63H24ZM27 62V61H26ZM42 62H43V60H42ZM60 62V61H59ZM66 62H67V60H66ZM185 62V59H183V61H181V63H184ZM7 63V62H6ZM22 63V62H21ZM45 63V65L47 64L46 62H44ZM73 64H76L75 63V61L74 62H72ZM116 63V62H115ZM123 63H124V60H123ZM2 64V63H1ZM17 64V63H16ZM29 64H32L31 62L29 63ZM38 64V62L36 63V65ZM53 64V63H52ZM51 64V65H52ZM55 64V63H54ZM56 64H58L59 65V63L57 62ZM61 64H63V63H61ZM86 64V63H85ZM88 64V63H87ZM93 64V63H92ZM99 64H101V63H99ZM122 64V63H121ZM120 64V65H121ZM8 65V66H9ZM11 65H13V63H11ZM10 65V66H11ZM20 65V64H19ZM25 65V64H24ZM27 65H28V63H27ZM36 65H34V66H36ZM41 65H43L42 63H41ZM49 65V64H48ZM81 65V64H80ZM91 65V64H90ZM115 65V64H114ZM137 65L140 67V68H137L138 70H136V71H140V72H142V76H140V75H138V76H140L141 78L142 77H148V75H149V71H151V69H153V67H155V65H153V67H149V69H147V71H146V68H145V65L144 64H138L137 63ZM137 65H135V66H137ZM2 66H3V64H2ZM7 66V65H6ZM7 66V67H8ZM14 66H16V65H14ZM22 66V65H21ZM30 66V65H29ZM32 67H33V65H31ZM37 66H39V65H37ZM36 66V67H37ZM75 66V65H74ZM79 66V65H78ZM82 66H84V65H82ZM103 66V65H102ZM123 67H124V65H122ZM17 67V66H16ZM28 67V66H27ZM46 67V66H45ZM65 67V66H64ZM86 67V66H85ZM92 67V66H91ZM96 67V66H95ZM99 67V66H98ZM113 67V66H112ZM14 68V67H13ZM23 68H24V66H23ZM26 68V67H25ZM38 68H41V67H38ZM55 67H53V69H54ZM89 66H88V68H86V69H88L89 70ZM101 68V67H100ZM120 68V67H119ZM167 68V69H166ZM29 69H31V68H29ZM28 69V70H29ZM49 69V68H48ZM78 69H79V67H78ZM80 69H82L81 68V66H80ZM125 69V68H124ZM128 69V68H127ZM15 70V69H14ZM18 70H20V69H18ZM25 70V69H24ZM24 70H23V72H24ZM36 70H38V69H36ZM39 70H41V69H39ZM69 70H70V67H69ZM73 70V69H72ZM91 70V69H90ZM1 71V70H0ZM8 71V70H7ZM9 71H11L10 69H9ZM25 71H27V70H25ZM32 71V70H31ZM53 71V70H52ZM51 71V72H52ZM58 71V70H57ZM65 71H68V70H65ZM74 71V70H73ZM82 71V70H81ZM134 71V70H133ZM14 72H16V71H14ZM18 72V71H17ZM20 72V71H19ZM42 72V71H41ZM44 72H45V70H44ZM56 72V71H55ZM59 72V71H58ZM57 72V73H58ZM69 72H71V71H69ZM92 72V71H91ZM115 72V71H114ZM123 72V71H122ZM1 74H3V72H0ZM20 73H22V72H20ZM27 73V72H26ZM48 73V72H47ZM56 73V75H59V74H57ZM61 73V72H60ZM63 73V72H62ZM65 73V72H64ZM124 73H126V71L124 72ZM135 73H139V72H135ZM13 75H14V73H12ZM16 74V73H15ZM22 74H25V73H22ZM29 74V73H28ZM34 74V73H33ZM38 74H40V73H38ZM72 74V73H71ZM112 74H113V72H112ZM116 74V73H115ZM123 74V73H122ZM128 74V73H127ZM133 74V73H132ZM5 75V74H4ZM4 75H2V77H4ZM18 75V74H17ZM30 75H32V74H30ZM42 75H43V73H42ZM61 75V74H60ZM81 75V74H80ZM83 75V74H82ZM91 75V74H90ZM89 75V76H90ZM134 75V74H133ZM34 75H32V77L31 78H35V77H33ZM38 76V75H37ZM39 76H41V75H39ZM45 76H47L46 74H45ZM44 76V77H45ZM50 76H51V74H50ZM50 76L48 75L47 77H49V78H47V79H49V80H51L50 79ZM69 76V75H68ZM79 76V74L78 75H75V74H73V76L70 78V77H68V78H70L69 80H68V78H67V81H71L72 82V84L74 85L76 82H78L79 80H80V78H76V77H78ZM86 76V75H85ZM88 76V77H89ZM92 76V75H91ZM90 76V77H91ZM117 76V75H116ZM128 76V75H127ZM136 76V77H135ZM134 77L135 78H138L137 77V75H135ZM13 77V76H12ZM25 77H28L27 75L25 76ZM58 76H56L55 78H57ZM94 77V76H93ZM124 77H126V76H124ZM123 77V78H124ZM1 78V77H0ZM16 78V77H15ZM23 78V77H22ZM41 78V77H40ZM46 78V77H45ZM65 77H61V79H64ZM128 78V77H127ZM132 78V77H131ZM140 78V79H141ZM5 79V78H4ZM6 79H8V76L6 77ZM12 79H14V78H12ZM11 79V80H12ZM17 79H18V77H17ZM20 79H21V77H20ZM24 79H26V78H24ZM29 79H30V77H29ZM38 79L39 78H37V79H35V80H37L38 81ZM54 79V78H53ZM59 79V78H58ZM87 79V78H86ZM96 79V78H95ZM94 79V80H95ZM105 79H107V78H105ZM111 79H113L112 77H111ZM117 79H119V77L117 78ZM116 79V80H117ZM139 79V78H138ZM138 79H136V81L138 80ZM31 80V79H30ZM42 80V79H41ZM66 80V79H65ZM89 80H91L92 81V78L91 79H89ZM252 81H250L251 83H253L254 85L255 84H258L257 83V81H255V80H253V79H251ZM16 81V80H15ZM21 81H25V80H20V82ZM27 81V80H26ZM26 81H25V83H26ZM33 81V80H32ZM31 81V82H32ZM63 81V80H62ZM67 81H66V85H67ZM80 81H84V80H80ZM80 81L78 82V83H80ZM96 81V80H95ZM107 81H108V79H107ZM118 81V80H117ZM124 81V80H123ZM126 81V80H125ZM133 81V80H132ZM8 82V81H7ZM13 82H14V80H13ZM18 82H19V80H18ZM30 82V81H29ZM39 82V81H38ZM43 82V81H42ZM45 82V81H44ZM47 82V81H46ZM52 82V81H51ZM55 81H53V83H54ZM87 82V81H86ZM100 82V81H99ZM103 82V81H102ZM102 82H100V83H102ZM135 82V81H134ZM139 82V81H138ZM2 83V82H1ZM3 83H4V80H3ZM16 83V82H15ZM28 83V82H27ZM37 83V82H36ZM62 83V82H61ZM64 83H65V81H64ZM70 83V82H69ZM126 83H128V82H126ZM140 83V82H139ZM141 83V84H142ZM5 84V83H4ZM3 84V85H4ZM8 84V83H7ZM10 84V83H9ZM8 84V85H9ZM23 85H24V83H22ZM47 84V83H46ZM49 84V83H48ZM55 84H58L57 82L55 83ZM59 84H60V81H59ZM77 84V83H76ZM83 84V83H82ZM84 84H85V82H84ZM83 84V85H84ZM90 84H96L95 82L94 83H90ZM98 84V83H97ZM106 84V83H105ZM116 85L117 84H119V86H121L122 87V90L124 89V87H125V83H115ZM19 85L21 86V84L19 83ZM28 85H31V84H25V86H28ZM44 85V84H43ZM42 85V86H43ZM71 85V84H70ZM81 85V84H80ZM82 85V87L84 88V86ZM89 85V84H88ZM107 85V84H106ZM105 85V86H106ZM13 87H17L18 85H15L14 86V84L12 85ZM34 86H35V82H34ZM38 86H39V84H38ZM41 86V85H40ZM49 86V85H48ZM52 86V85H51ZM60 86V85H59ZM63 86V85H62ZM68 86V85H67ZM77 86H79V84L77 85ZM90 86H92V85H90ZM96 86V85H95ZM110 86H112L111 84H110ZM118 86V87H119ZM249 86H251V84H249ZM3 87V86H2ZM4 87H5V85H4ZM4 87H3V89H4ZM23 87V86H22ZM31 87V86H30ZM29 87V88H30ZM32 87H33V84H32ZM32 87H31V91H32ZM37 86H35V87H33L34 89L36 88ZM47 87V86H46ZM81 87V88H82ZM103 87V86H102ZM142 87V88H143ZM219 87V88H218ZM254 87V86H253ZM255 87H257V88H259V86H255ZM6 88V87H5ZM8 88V87H7ZM6 88V91L8 92V89ZM28 88V89H29ZM39 88H42V87H39ZM53 88V87H52ZM58 87H55V88H53L54 90H56ZM74 88V87H73ZM82 88V89H83ZM108 88V87H107ZM107 88H106V90H107ZM110 88V87H109ZM241 88H242V92L244 93V95H246V93L247 94H250V95H252L250 98H243V104H246V102L248 103L249 101H251V99H253V97H255L254 95H253V93H254V91L251 93V90L250 89H247L248 87H246L245 85H243V86H241ZM0 89H1V86H0ZM2 89V90H3ZM9 89H11V86H10V88ZM16 89V88H15ZM21 89V88H20ZM26 89V88H25ZM27 89V90H28ZM48 89V88H47ZM49 89H51V88H49ZM48 89V90H49ZM60 89V88H59ZM68 89H72L71 87L70 88H68ZM86 89V88H85ZM105 89V88H104ZM227 89V90H226ZM17 90H18V88H17ZM39 90V89H38ZM42 90H44V88L42 89ZM61 90V89H60ZM75 90V89H74ZM84 90V89H83ZM96 90V89H95ZM100 90V89H99ZM98 90V91H99ZM121 90V91H122ZM15 91V90H14ZM22 91H23V89H22ZM25 91V90H24ZM30 91V90H29ZM73 91V90H72ZM75 91H77V89L75 90ZM88 91V90H87ZM87 91H85V92H87ZM92 91V90H91ZM94 91V90H93ZM108 91V90H107ZM227 91V92H226ZM247 91H249V92H247ZM26 92H28V91H26ZM34 92H36V91H34ZM48 92V91H47ZM50 92H51V90H50ZM55 92V91H54ZM60 92V91H59ZM64 92V91H63ZM62 92V93H63ZM68 92V91H67ZM71 92V91H70ZM78 92V91H77ZM1 93V92H0ZM21 92H19L18 94H20ZM31 93V92H30ZM33 93V92H32ZM39 93V92H38ZM38 93H35V94H37V95H39ZM51 93H53V92H51ZM65 93V92H64ZM83 93V91L81 92V94ZM99 93H100V91H99ZM119 93V92H118ZM118 93H115V91L114 90H109V95L108 96H110V99L112 100V101H114L115 100V102H113V105H114V103H117V102H119V100H120V95L118 94ZM122 93V92H121ZM15 95V94H17L16 92L15 93H8L7 95ZM47 94V93H46ZM48 94H50V93H48ZM54 94V93H53ZM59 94V93H58ZM58 94H57V96H58ZM75 94V93H74ZM89 94H90V90H89ZM92 94H93V92H92ZM91 94V96H93ZM95 94V93H94ZM118 94V95H117ZM2 95H4L3 94V92H2ZM34 95V94H33ZM36 95V96H37ZM45 95V94H44ZM52 95V94H51ZM50 95V96H51ZM69 95V94H68ZM72 96H73V94H71ZM88 95V93L86 94V96ZM101 95V94H100ZM146 95L144 96V97H146ZM25 96H27L26 94H25ZM48 96V95H47ZM46 96V97H47ZM50 96H48V97H50ZM72 96H70V97H72ZM90 96V95H89ZM99 96V95H98ZM102 96V95H101ZM105 96V95H104ZM7 97V96H6ZM17 97V96H16ZM18 97H20V96H18ZM17 97V98H18ZM22 97V96H21ZM20 97V98H21ZM23 97H24V95H23ZM22 97V98H23ZM34 97H35V95H34ZM40 97H41V95H40ZM46 97H44V98H46ZM63 97V96H62ZM62 97H60V98H62ZM80 97H82V96H80ZM80 97H79V99H80ZM143 97V98H144ZM11 98H13V96L12 97H10V99L9 100H11ZM16 98V99H17ZM26 98V99H25ZM25 98H23L24 100H23V103H24V101H25V103H27V105L29 106V107H31L33 110H36L35 108H33V105H36L35 103H33L34 101H32V99H34L33 98V96H32V94L30 95V98H28V97H25ZM38 98V100H39V97H37ZM64 98V97H63ZM89 98V97H88ZM92 98V97H91ZM95 98H97V96L95 97ZM106 98V97H105ZM104 98V99H105ZM3 99H5L4 98V96H3ZM19 99V98H18ZM17 99V100H18ZM36 99V98H35ZM40 99H42V98H40ZM49 99H51V97L49 98ZM53 100H54V98H52ZM57 99V98H56ZM59 99V98H58ZM58 99L56 100V101H58ZM73 99H75V97L73 98ZM77 99V98H76ZM94 99V98H93ZM100 99V98H99ZM242 99V98H241ZM6 100V99H5ZM13 100H15V99H13ZM43 100V99H42ZM52 100V101H53ZM59 100H61V99H59ZM87 100V99H86ZM95 100V99H94ZM93 100V101H94ZM106 100V102H107V100H108V97H107V99H105ZM184 100H186V103H183L184 102ZM3 102H4V100H2ZM20 101V100H19ZM45 101H46V99H45ZM49 101V100H48ZM56 101H54L55 103H56ZM65 101V100H64ZM63 101V102H64ZM69 101V100H68ZM68 101H67V103H68ZM74 101H76V100H74ZM92 101V100H91ZM90 101V102H91ZM145 101V100H144ZM7 102H9L8 100H7ZM14 102H17V101H14ZM40 102V101H39ZM47 102V101H46ZM50 102V101H49ZM48 102V103H49ZM61 102H62V100H61ZM71 102V101H70ZM69 102V103H70ZM85 102V101H84ZM96 102V101H95ZM102 102V101H101ZM37 103V105H38V102H36ZM42 103V102H41ZM47 103V104H48ZM52 103V102H51ZM51 103H49V104H51ZM58 103H59V101H58ZM57 103V104H58ZM72 103V102H71ZM76 103V102H75ZM87 103V102H86ZM98 103V102H97ZM107 103H109V102H107ZM183 103V105H181ZM3 104H7V103H3ZM2 104V105H3ZM8 104H10V103H8ZM19 104V103H18ZM44 104V103H43ZM43 104H41V105H43ZM48 104V105H49ZM78 104V103H77ZM93 104V103H92ZM103 104H104V102H103ZM106 104V103H105ZM12 105V104H11ZM11 105H10V107H11ZM20 105V104H19ZM27 105H25L24 104V106H26L27 107ZM46 105V104H45ZM42 106V108L43 107H47V106ZM52 105V107H53V104H51ZM64 105V104H63ZM67 105V104H66ZM73 105H75L74 103H73ZM82 105H84V104H82ZM94 105V104H93ZM96 105V104H95ZM100 105V104H99ZM108 105V104H107ZM110 105H112V104H110ZM109 105V106H110ZM117 105H118V103H117ZM120 105V104H119ZM14 106V105H13ZM21 106V105H20ZM19 106V107H20ZM40 106V105H39ZM56 106V105H55ZM55 106H54V108H55ZM77 106V105H76ZM88 106V105H87ZM97 106H98V104H97ZM97 106H96V109H97ZM108 106V107H109ZM146 106V105H145ZM219 107V109H216L215 107ZM2 107V106H1ZM4 107V106H3ZM9 107V106H8ZM15 108H16V106H14ZM13 107V108H14ZM18 107V106H17ZM28 107V108H29ZM35 107V106H34ZM38 107V106H37ZM57 108H59L58 106H56ZM80 107H81V105H80ZM91 107V106H90ZM92 107H94V106H92ZM114 107V106H113ZM118 107V106H117ZM159 107V108H158ZM184 107H187V109H188V111H187V115L184 117V118H182L181 116H182V114H183V108ZM12 108V109H13ZM39 108V107H38ZM41 108V107H40ZM41 108V109H42ZM57 108L54 110V112L57 110ZM62 108V107H61ZM64 108V107H63ZM62 108V109H63ZM70 108V107H69ZM79 108V107H78ZM100 108V107H99ZM98 108V109H99ZM103 107H101V109H102ZM106 108V107H105ZM119 108V107H118ZM118 108H116V109H118ZM5 109H8L7 107L5 108ZM4 109V110H5ZM11 109V110H12ZM18 110H19V108H17ZM26 109L27 108H25V111H26ZM31 109V110H32ZM75 109V108H74ZM83 109H84V107H83ZM86 109H89V106H88V108H86ZM104 109V108H103ZM113 109V108H112ZM116 109H114V110H116ZM162 109V110H161ZM3 110V109H2ZM23 110V109H22ZM30 110V111H31ZM43 111H44V109H42ZM51 110H53V109H51L50 108V110L48 109V112L49 111H51ZM77 110V109H76ZM85 110V109H84ZM107 110V109H106ZM111 110V109H110ZM21 111V110H20ZM42 111V112H43ZM87 111H91V109L90 110H87ZM117 111V110H116ZM116 111H114V112H116ZM1 112V111H0ZM9 112V111H8ZM11 112H13V111H11ZM33 112V111H32ZM41 112V111H40ZM47 112V111H46ZM47 112V113H48ZM61 112H63L62 110H61ZM65 112L67 113V114H69V115H74V111L73 110H70V109H66L65 110ZM96 112H97V110H96ZM100 112H102L103 113V110L102 111H99V113ZM109 112V111H108ZM118 112V111H117ZM19 113H21V112H19ZM23 113V112H22ZM60 113V112H59ZM58 113V114H59ZM65 113V115H67ZM106 112H104V114H105ZM119 113V112H118ZM4 114V113H3ZM6 114V113H5ZM9 114H10V112L7 114L8 116H9ZM14 114H15V112H14ZM36 114V113H35ZM51 114V113H50ZM49 114V115H50ZM61 114V113H60ZM76 114V113H75ZM95 114V113H94ZM97 114V113H96ZM116 114V113H115ZM13 115V114H12ZM22 115V117H23V114H21ZM20 115V116H21ZM27 115H28V113H27ZM41 115V114H40ZM51 115H54V114H51ZM50 115V116H51ZM62 115V114H61ZM69 115H68V117H69ZM78 115V113L76 114V115H74L75 117ZM87 115H88V113H87ZM98 115V114H97ZM100 115V114H99ZM107 115H109L108 113H107ZM117 115V114H116ZM195 115H196V117H195ZM39 116V115H38ZM50 116H48V117H50ZM60 116V115H59ZM59 116H57V117H59ZM63 116V115H62ZM79 116V115H78ZM90 116V115H89ZM93 116V115H92ZM105 116V115H104ZM115 117V115H112L111 117L112 118H114ZM118 116V115H117ZM117 116H116V119H117ZM41 117V116H40ZM42 117H43V115H42ZM80 117H81V115H80ZM84 117V116H83ZM82 117V118H83ZM86 117V116H85ZM172 117V118H171ZM1 118H2V116H1ZM10 118V117H9ZM14 118H15V116H14ZM56 118V117H55ZM74 118V117H73ZM89 118V117H88ZM95 118V117H94ZM108 118V117H107ZM106 118V119H107ZM20 119V118H19ZM22 119V118H21ZM21 119H20V121H21ZM37 120H38V117L36 118ZM42 119V118H41ZM44 120H46L45 118H43ZM58 119V118H57ZM69 119V118H68ZM66 120V122H67V124H68V121H70V120ZM77 119V118H76ZM79 120H80V118H78ZM78 119L76 120V121H78ZM121 119H123V117L121 118ZM8 120V118L6 119V121ZM33 119L31 118V120H29V121H32ZM52 120H54V119H52ZM60 120H62V117H61V119H60V117H59V119H58V121H60ZM64 120H65V117H64ZM94 120V119H93ZM97 120V119H96ZM95 120V121H96ZM100 120V119H99ZM99 120L97 121V122H99ZM108 120V119H107ZM109 120H111V119H109ZM113 120V119H112ZM115 120V119H114ZM2 121V120H1ZM1 121H0V138H2L1 136H4V135H6V134H8L9 133V135L8 136H11L10 134L11 133H13V130H14V127L16 126V124H17V121H16V124L14 123V124H12V122H14V121H11V122H6V121H4V122H2L1 123ZM51 121V120H50ZM73 122H75L74 120H72ZM91 121V120H90ZM105 121V120H104ZM119 121H121V120H119ZM123 121V120H122ZM125 121V120H124ZM128 121V120H127ZM55 122V121H54ZM63 122V121H62ZM80 122H82V121H80ZM85 122V121H84ZM117 122H118V119H117ZM117 122H115L114 124H117ZM51 123V122H50ZM49 123V124H50ZM52 123H53V121H52ZM60 123V122H59ZM59 123H57V124H59ZM72 122H69V124H71ZM76 124H77V122H75ZM91 123V122H90ZM89 123V124H90ZM106 123V122H105ZM109 123V122H108ZM119 123H121V122H119ZM131 123V122H130ZM37 124H38V121H37ZM64 124H66V123H64ZM63 123H62V126L64 125ZM68 124V125H69ZM85 124V123H84ZM95 124V123H94ZM98 124H100V123H98ZM112 124V123H111ZM132 124V123H131ZM200 124H205L206 125V127H201L200 126ZM13 125H15V126H13ZM28 125H30V124H28ZM32 125V124H31ZM30 125V126H31ZM52 125V124H51ZM61 125V124H60ZM82 125V124H81ZM87 125V124H86ZM91 125H92V123H91ZM102 125V124H101ZM110 125V124H109ZM108 125V126H109ZM122 125H124L123 124V122H122ZM156 125H158V124H156ZM18 127L20 126V124L19 125H17ZM27 126V125H26ZM29 126V127H30ZM36 126V125H35ZM70 126H72V124L70 125ZM74 126V125H73ZM84 126V125H83ZM98 126V125H97ZM117 126H118V124H117ZM116 126V127H117ZM121 126V125H120ZM127 126H129V124L127 125ZM126 126V127H127ZM146 126V123L144 122V121H136V122H134L133 123V127H132V125H131V127H132V130H133V132H135V133H137V132H140V131H144V129L146 128L145 127ZM48 127V126H47ZM47 127L45 128V129H47ZM55 127H56V125H55ZM55 127H53L54 129H55ZM80 127V126H79ZM89 127V126H88ZM91 127V126H90ZM96 127V126H95ZM94 127V128H95ZM99 127V126H98ZM103 127H104V124H103ZM125 127V126H124ZM15 128H17V127H15ZM21 128V127H20ZM58 128V127H57ZM67 128H68V126H67ZM76 128H78V127H76ZM76 128H74V129H76ZM86 128V127H85ZM108 128V127H107ZM128 128H130V126L128 127ZM22 129V128H21ZM21 129H19L18 128V130L17 131H15V132H17V133H19L20 131L19 130H21ZM24 130H26L25 128H23ZM33 129V128H32ZM50 129V128H49ZM48 129V130H49ZM61 129H63V127L61 128ZM80 129V128H79ZM100 129V128H99ZM102 129H104V128H102ZM109 129H112L113 130V128H110L109 127ZM16 130V129H15ZM35 130H36V128H35ZM38 130H39V127H38ZM44 130V129H43ZM50 130H53L52 128L50 129ZM57 130V129H56ZM84 130V129H83ZM123 130H124V128H123ZM131 130V131H132ZM19 131V132H18ZM23 131V130H22ZM21 131V132H22ZM33 131V130H32ZM32 131H31V133H32ZM37 131V130H36ZM41 131V130H40ZM54 131V130H53ZM53 131H51V133L53 132ZM73 131V130H72ZM81 131V130H80ZM94 131V130H93ZM105 131H106V129H105ZM111 131V130H110ZM109 131V132H110ZM122 131V130H121ZM20 132V133H21ZM28 132V131H27ZM44 132V131H43ZM45 132H47V131H45ZM62 132H64V131H62ZM62 132H61V130H57V131H55V132H53L54 134H55V137H54V143L53 144H55V146H57L56 148L57 149H55V146H54V149H48L47 150V156H49L46 160L44 159V160H38L36 157L34 158V155H35V150H38V149H35V146L38 148V145H37V143H35L34 141H32V140H25V141H19L21 144H16L17 145V147H16V149H14L13 147L15 146H13L12 148L13 149H9V148H6V149H4V148H0V169H5L6 167H9V168H11V169H13L15 172H20V174L21 173H23V174H28V175H30L31 174V172L33 173V170L32 169H34V168H36L37 170L39 169V171H41V172H43V173H46V175H52L53 177H60V167H61V165H63V164H65L66 163V158H70L69 156H73V155H69L70 153H74L75 155L74 156H79V154H81V155H83V152L81 151V150H84V149H88L89 151H90V147H84L83 145L81 146H79V148H75V149H67L68 151L66 152V151H62L63 150V147L65 146V145H67V143H66V138L64 137V135L62 136ZM74 132V131H73ZM97 132H99V130H97ZM113 132V131H112ZM123 132V131H122ZM132 132V133H133ZM23 133V132H22ZM21 133V134H22ZM50 133V132H49ZM52 133V134H53ZM75 133V132H74ZM74 133L72 134V135H74ZM78 133V132H77ZM76 133V134H77ZM88 133H90V132H88ZM116 133V132H115ZM244 133H247L248 134V137H249V139L252 141L253 140V138H254V136H253V134L251 133V131H250V129H249V127H248V124H247V121H243V123H242V126H240V134L241 135H244ZM20 134V135H21ZM25 134H27V133H25ZM24 134V135H25ZM47 134V133H46ZM64 134H66V132L64 133ZM84 134V133H83ZM91 134V133H90ZM96 133L94 132V135H95ZM113 134V133H112ZM127 134V133H126ZM139 134V133H138ZM137 134V135H138ZM146 134V135H147ZM154 134V135H155ZM239 133H237V135H238ZM19 135V134H18ZM27 135H29V133L27 134ZM33 135V134H32ZM71 135V134H70ZM72 135H71V137H72ZM85 135V134H84ZM92 135H93V133H92ZM129 135V134H128ZM136 135V136H137ZM7 136V137H8ZM39 136V135H38ZM37 136V137H38ZM43 136V135H42ZM67 136V135H66ZM77 136H78V134H77ZM101 136V135H100ZM113 136V135H112ZM124 136V135H123ZM139 136V135H138ZM6 137V136H5ZM6 137V138H7ZM13 137V138H12ZM12 139H10L9 138V141L10 140H13L14 139V137L15 136H13L12 135ZM19 137H21V136H19ZM25 137V136H24ZM70 137V136H69ZM69 137H67V139L69 138ZM79 137V136H78ZM96 137V136H95ZM102 137H104V135H102ZM101 137V138H102ZM125 137H126V135H125ZM132 137V136H131ZM141 137V136H140ZM238 137V136H237ZM243 137V136H242ZM18 138V137H17ZM22 138V137H21ZM50 138V137H49ZM82 138H84L83 137V135H82ZM106 138V137H105ZM113 137H110V139H112ZM139 138V137H138ZM144 138V137H143ZM148 138V137H147ZM16 139V138H15ZM14 139V140H15ZM71 139V138H70ZM70 139H68V140H70ZM85 139V138H84ZM84 139L82 140V142L84 141ZM89 139V138H88ZM96 139V138H95ZM142 139V138H141ZM1 140V139H0ZM5 140H7V139H5ZM18 140V139H17ZM24 140V139H23ZM100 140V139H99ZM128 140H130V139H128ZM144 140V139H143ZM155 140H157V141H155ZM236 140H238V139H236ZM4 141V140H3ZM71 141V140H70ZM76 141H78V138H76V140H75V142ZM80 141V140H79ZM78 141V142H79ZM90 141V140H89ZM132 141V140H131ZM148 141V140H147ZM147 141H145L146 143H148ZM37 142V141H36ZM47 142V141H46ZM73 142V141H72ZM81 142V141H80ZM129 142V141H128ZM136 143H134V141L132 142L133 143V145H132V143L130 144V146L128 147V146H126V147H128L127 149L125 148L124 149V152L123 153H119V152H114L113 150H109V155L108 154H105L106 156L108 155L109 156V158H108V160L110 161V162H112V161H114V155H116V153L118 154V155H123L122 156V158L121 159H126L127 160V157H128V154L130 153V151H133V149L135 148V146H136V144L137 145H143L144 143L143 142H141L139 139H136V141H135ZM212 142V143H211ZM13 143V142H12ZM15 143V142H14ZM39 143V142H38ZM43 143V142H42ZM45 143V142H44ZM43 143V144H44ZM74 143V142H73ZM87 143V142H86ZM90 143V142H89ZM95 143V142H94ZM252 143V142H251ZM36 144V145H35ZM52 144V143H51ZM101 144V143H100ZM102 144H104L103 142H102ZM106 144V143H105ZM157 144V143H156ZM1 145V147H3L2 146V144H0ZM4 145V144H3ZM46 144H44V146H45ZM128 145H129V143H128ZM9 146H11V145H9ZM42 146V145H41ZM68 146L70 147V145L68 144ZM87 146V145H86ZM101 146H103V145H101ZM99 147V149H101L102 147ZM108 146V145H107ZM40 147V146H39ZM59 147V148H58ZM66 147V146H65ZM72 147V146H71ZM73 147H75V145H73ZM72 147V148H73ZM93 147V146H92ZM134 147V148H133ZM146 147V148H147ZM68 148V147H67ZM98 148V147H97ZM145 148V147H144ZM150 148V149H151ZM45 149V148H44ZM80 149V150H79ZM118 149V148H117ZM122 149V148H121ZM148 149V148H147ZM66 150V149H65ZM114 150H116V148H114ZM119 150V149H118ZM39 151H41L40 149H39ZM42 151H44V150H42ZM41 151V152H42ZM86 151V150H85ZM89 151L86 153H84V155L83 156H85V158H87L88 159V157H91L90 155H91V153H89ZM101 151H102V149H101ZM107 150H104V152H106ZM144 151H146V150H144ZM150 151V150H149ZM149 151H148V153H149ZM40 152V153H41ZM91 152V151H90ZM100 152V151H99ZM44 153V152H43ZM98 152H96V154H97ZM102 153V152H101ZM45 154H46V152H45ZM78 154V155H77ZM86 154V155H85ZM131 154V153H130ZM38 155V154H37ZM94 155V154H93ZM146 155H147V152H146ZM39 156V155H38ZM212 156L210 157L211 159H213L212 158ZM20 157H24V158H26V159H24V160H26V162H22L21 160H20ZM105 156H103V158H104ZM130 158V157H129ZM132 158V157H131ZM68 159H67V161H68ZM105 159V158H104ZM120 159V160H121ZM117 160V159H116ZM118 160V163L117 164H114L113 162V165L115 166V168H114V170H115V175L118 173L119 175H121L122 177L124 176V173H125V171L130 167V166H132V165H130V166H128V168L126 167V161L125 162H123V160ZM131 160V159H130ZM215 160V159H214ZM129 161V160H128ZM132 161H133V159H132ZM158 161L159 162H157V165L159 166V171H161L162 169L163 170H166L167 168H172L171 167V165L163 158H158ZM130 162V161H129ZM222 162V160L221 159H219L218 160V163H221ZM262 162V161H261ZM191 163V162H190ZM264 163V162H263ZM124 164H126V165H124ZM129 165V164H128ZM169 168V169H170ZM218 168V164L216 165V166H214V170L215 171H219V172H222V173H224L225 174V176L226 177H228V178H234V176L233 175H231V173L230 172H225V171H220L219 169H217ZM168 169V170H169ZM35 170V169H34ZM12 170H10V172H11ZM14 171H12V172H14ZM36 171V170H35ZM171 171V170H170ZM4 173L3 171H0V173ZM9 172V171H8ZM8 172H6V173H8ZM9 172V173H10ZM216 172V173H217ZM30 173V174H29ZM40 173V172H39ZM5 174V173H4ZM4 174H0V206L2 207V209L3 210H1L0 209V246H5V245H7V247H9L12 251H13V254H15L16 256H17V252H27V254H28V256L29 257H31L32 259L34 258V259H36V256L37 255H35V253H33V251H36V249H37V245H35L34 243H33V241L32 242H30V241H28V239L30 238V237H28V235L26 236V237H28L27 239H25V237H24V230H21L20 232H19V230H17V229H20V228H16V230H14L15 229V225H16V223H18L17 222V218L18 219H22L21 217L19 218L18 216H19V214H17V213H15V215H13V217L12 218H14L12 221H11V219H10V221H6V219H5V217L6 216H4V215H2V214H7L6 213V211H7V207L9 208V206L7 205L8 203V201H10V200H13V199H15V197H14V193H18V191L19 190H26V192H29L28 194H35V192L37 193V191L36 190H34L35 188H31V186H32V184H30V186H28L26 183H25V181H23L22 180V178L21 179H13L12 177H7L6 175H4ZM11 174V173H10ZM13 174V173H12ZM15 174V173H14ZM13 174V177H15L16 178V176ZM35 173H33V175H34ZM62 174V173H61ZM9 175V174H8ZM114 175V174H113ZM18 176V175H17ZM64 176V175H63ZM117 176V175H116ZM19 177V176H18ZM42 177H43V175H42ZM65 177V176H64ZM115 177V176H114ZM113 177V178H114ZM25 178V177H24ZM28 178V177H27ZM26 178V179H27ZM36 178V177H35ZM45 178H47V176L45 177ZM116 178V177H115ZM114 178V179H115ZM64 179V178H63ZM158 179V178H157ZM235 179V178H234ZM44 180V179H43ZM62 180V179H61ZM150 180H152V179H150ZM150 180H148V182L150 183ZM37 181V180H36ZM58 181H59V179H58ZM63 181H65V180H63ZM66 181H67V179H66ZM154 181H155V178H154ZM33 182V181H32ZM31 182V183H32ZM37 182H39V181H37ZM152 182V181H151ZM227 182V181H226ZM46 183H47V181H46ZM50 183V182H49ZM48 183V184H49ZM63 183H65V182H63ZM62 183V184H63ZM225 183V182H224ZM230 183V185H232V183L231 182H229ZM9 185V186H11L12 185V187L11 188H15V191L14 192H11V189H7L5 186L6 185ZM61 184V183H60ZM152 184H155V183H152ZM226 184H228V183H226ZM41 185V184H40ZM38 186V185H37ZM150 187H151V185H149ZM33 187V186H32ZM49 187H51L52 188V186L50 185ZM228 187V186H227ZM37 188V187H36ZM44 188V187H43ZM48 188V187H47ZM40 189V188H39ZM50 189V188H49ZM56 190H57V188H55ZM28 190V191H27ZM52 191H53V188H52ZM42 192H45V191H42ZM58 192V191H57ZM24 193V192H23ZM19 194V193H18ZM26 193H24L23 195H25ZM27 194V195H28ZM51 194H53V193H51ZM51 194H48L49 196H47V197H43V200H44V202H46V203H48V205H49V207L51 208V209H53L52 211H54L53 213H55V215H52L51 216V213L50 212H47L48 213V216H46L44 219L45 220H47L48 219V221L49 222H53L54 221V219H57L58 221H60V225H58L57 223H56V227H57V225H58V231L59 232H62L63 231V228L65 227V225H67V226H73V225H75L76 224V219H77V215H74V216H72V215H70V209H68L65 205H64V199H63V197H61V195H53V197L52 196H50ZM55 194V193H54ZM16 195V194H15ZM41 195H42V193H41ZM63 195V194H62ZM12 196H13V198H12ZM18 196V195H17ZM20 197V196H19ZM38 197H39V195H38ZM25 198V197H24ZM28 198V197H27ZM22 199V201H23V198H21L20 197V200ZM6 200H7V202H6ZM42 200V201H43ZM22 201H20V202H22ZM25 202V201H24ZM40 202V201H39ZM30 203V202H29ZM29 203H27V204H29ZM32 203V202H31ZM30 203V204H31ZM37 203V202H36ZM154 203V202H153ZM14 204V203H13ZM19 204H21V203H19ZM44 203H42V205H43ZM14 205H16V204H14ZM22 205V207H23V204H21ZM24 205H26V204H24ZM150 205H152V204H150ZM5 206V207H4ZM31 206V205H30ZM34 206H36L34 209L33 208H31V209H27V207L26 206H24V207H26V209H23L22 210V207H21V209L20 210H22V217L25 219V222H26V220L29 218L30 219V217H31V215H33V214H35L36 212L34 211V210H36V208H38L39 209V207L40 206H38V204L36 205H34ZM33 206V207H34ZM153 206V205H152ZM156 206V205H155ZM154 206V207H155ZM148 206L146 205V208H147ZM151 207V206H150ZM150 207H148V210H150L149 208ZM15 208H16V206H15ZM44 208V207H43ZM45 209V208H44ZM152 209V208H151ZM225 209H227V208H225ZM8 210H10V209H8ZM154 209H152V211H153ZM11 211V210H10ZM40 211V210H39ZM44 211V210H43ZM51 211V212H52ZM21 212V211H20ZM19 212V213H20ZM41 213H39V215H38V211H37V215L39 216L38 218H41V217H44L45 216V214L42 212V211H40ZM45 212V211H44ZM151 212V211H150ZM52 213V214H53ZM40 214H44V216H40ZM8 215V214H7ZM36 215V214H35ZM34 215V216H35ZM55 216V217H54ZM8 217V216H7ZM36 218H37V216H35ZM35 217L33 218V219H35ZM79 218V217H78ZM32 219V218H31ZM43 219V218H42ZM40 220V219H39ZM45 220H44V222H45ZM67 220H69V221H67ZM223 220V219H222ZM37 221V220H36ZM24 222V223H25ZM38 222V221H37ZM36 222V223H37ZM40 222H41V220H40ZM39 222V223H40ZM42 222H43V220H42ZM64 222H67V223H64ZM23 223V224H24ZM30 223V222H29ZM28 223V224H29ZM50 223V224H51ZM26 225V226H29V225ZM34 226H35V224H33ZM41 225V224H40ZM18 226H20V225H18ZM48 226H50L49 225V223H48ZM47 227V226H46ZM54 227H55V225H54ZM23 229V228H22ZM25 229V228H24ZM35 229V228H34ZM36 229H37V227H36ZM36 229H35V231H36ZM43 229V228H42ZM44 229H46V228H44ZM49 229V228H48ZM13 230H14V232H15V235H12V232H13ZM38 230L40 231V229L38 228ZM37 230V231H38ZM31 231V230H30ZM38 231V232H39ZM42 231V230H41ZM50 231V230H49ZM58 231H56V233L58 232ZM27 232H28V230H27ZM38 232H37V234H38ZM48 232V231H47ZM32 233H33V230H32ZM50 233V232H49ZM53 232L51 231V234H52ZM24 234V235H23ZM42 234H44L43 232H42ZM39 236V235H38ZM51 236V235H50ZM53 236V235H52ZM58 236V235H57ZM33 237V236H32ZM34 238V237H33ZM51 238V237H50ZM31 240V239H30ZM33 240V239H32ZM34 240H38V238L37 239H34ZM39 242H40V244H42L41 243V241H38V243L37 244H39ZM51 242V241H50ZM49 244V243H48ZM45 245V244H44ZM3 246V247H4ZM43 246V245H42ZM6 247V246H5ZM39 247V246H38ZM41 249V248H40ZM43 249V248H42ZM48 249V248H47ZM47 249H46V251H47ZM38 250V249H37ZM49 250V249H48ZM39 251V250H38ZM44 251V250H43ZM46 251H44L45 253H47ZM41 252H42V250H41ZM24 253V254H25ZM43 253V252H42ZM42 253H40V254H42ZM49 253V252H48ZM202 253H204V252H202ZM12 254V255H13ZM23 254V255H24ZM190 254H192V253H190ZM189 254V255H190ZM206 254V253H205ZM2 255H3V253H2ZM8 255H10V254H8ZM39 255V254H38ZM48 255V254H47ZM47 255H46V257H47ZM188 255V257H185L184 259H183V262H184V264H211V263H209V261H211L212 262V260H214V259H211V260H209V258L208 257H206L205 255H199L198 254V256L197 257H191V256H189ZM193 255V254H192ZM6 256H7V253H6ZM19 256H20V254H19ZM21 256H22V254H21ZM27 256V255H26ZM28 256H27V258H28ZM41 256H43V255H41ZM41 256H40V259H41ZM49 256V255H48ZM227 256V255H226ZM45 257V258H46ZM212 257V256H211ZM8 258V257H7ZM10 258V257H9ZM8 258V259H9ZM17 258V262H18V257H16ZM22 258V257H21ZM43 259H44V257H42ZM213 258V257H212ZM228 258V257H227ZM12 259H14V258H12ZM43 259H42V261H43ZM50 259V258H49ZM229 259H232L233 261H234V259H233V256H231L230 255V257H229ZM3 260V259H2ZM6 260V259H5ZM10 260V259H9ZM31 260V259H30ZM45 260V259H44ZM228 259H226L225 257H224V259H223V264H230V263H228V261H227ZM13 261V260H12ZM21 261V260H20ZM32 261H34V260H32ZM31 261V263H34V262H32ZM47 261V260H46ZM46 261L44 262V263H46ZM5 262V261H4ZM9 262V261H8ZM16 262V263H17ZM22 262H25V260L24 261H22ZM29 262V261H28ZM35 262H38V260H36ZM52 262V261H51ZM13 263V262H12ZM19 263V262H18ZM39 263V262H38ZM161 263H162V261H161ZM173 263H174V261H173ZM220 263V262H219ZM4 264V263H3ZM9 264V263H8ZM163 264V263H162ZM214 264V263H213ZM217 264V263H216Z\"/></svg>",
	"mask_w": 264,
	"mask_h": 264
}]
</instances>
